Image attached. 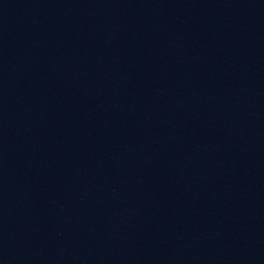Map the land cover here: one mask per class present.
<instances>
[{
  "label": "water",
  "instance_id": "95a60500",
  "mask_svg": "<svg viewBox=\"0 0 264 264\" xmlns=\"http://www.w3.org/2000/svg\"><path fill=\"white\" fill-rule=\"evenodd\" d=\"M0 264H264V0H0Z\"/></svg>",
  "mask_w": 264,
  "mask_h": 264
}]
</instances>
